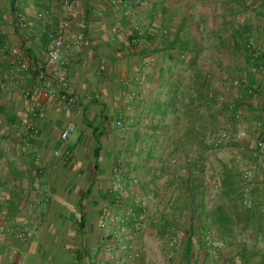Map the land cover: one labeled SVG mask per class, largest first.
Masks as SVG:
<instances>
[{"label": "crops", "instance_id": "1", "mask_svg": "<svg viewBox=\"0 0 264 264\" xmlns=\"http://www.w3.org/2000/svg\"><path fill=\"white\" fill-rule=\"evenodd\" d=\"M67 1L0 0V264H264V170L238 174L264 140V27L262 52L229 37L206 64L188 0Z\"/></svg>", "mask_w": 264, "mask_h": 264}, {"label": "rangeland", "instance_id": "2", "mask_svg": "<svg viewBox=\"0 0 264 264\" xmlns=\"http://www.w3.org/2000/svg\"><path fill=\"white\" fill-rule=\"evenodd\" d=\"M177 9L176 13L180 14V9ZM188 12L190 18L188 24L190 28L189 32L190 35L193 36L191 40H197L198 48L204 52V60L206 64L212 61L211 56L215 51V48L216 50L218 48L223 49L228 45L229 37L232 42L235 43L236 47L243 48L251 56H253L254 53L262 52V48L259 46L255 35L257 36V34L263 33L264 24L260 25L257 20H264V0H251V2L250 0H188ZM229 16L233 17L230 21L228 20ZM245 16H252L256 22L236 19ZM134 30L136 31L134 32L135 35H137L139 30L136 26H134ZM238 36L242 39L241 41L237 40ZM189 42L190 40L187 39L185 46H188ZM209 73L211 75L212 72ZM224 135L225 134L220 137V140L219 138L215 140L217 146L222 140L229 143L234 142V139L231 137L230 140L229 138L226 139V135L225 137ZM256 143L257 142H255V146ZM208 163L209 164L206 162L204 165V170L206 172L205 177H208L206 188L208 185V188L212 192H220L221 182L217 187H214V180H221L223 177H232L236 173L233 174L227 164L222 163L220 159L211 160L208 161ZM246 168H240L238 171V174L242 179ZM192 170V172L195 173L196 168H193ZM164 172L165 170L162 171V175L165 174ZM256 172L254 174H256ZM156 185L160 186V192L167 193L168 186L165 187L163 179L157 180ZM224 189L225 188H222V191ZM222 199L223 198H221V203H223Z\"/></svg>", "mask_w": 264, "mask_h": 264}, {"label": "built area", "instance_id": "3", "mask_svg": "<svg viewBox=\"0 0 264 264\" xmlns=\"http://www.w3.org/2000/svg\"><path fill=\"white\" fill-rule=\"evenodd\" d=\"M62 4L64 6L71 5V2H68L67 0H63ZM49 38H50V50L48 52V60L53 64V72L52 75L55 78H58L60 80V90L57 96L61 101H66V103H72L73 99L68 97L67 91H68V84L65 80V68L67 65L66 59L61 57V49L63 46V41L61 36L57 32L49 31ZM116 125H121V122H116ZM74 131L73 125H67L64 127V129L60 133V139L62 141L67 140L71 134ZM254 162L249 164L248 168L245 169L243 174V179L245 181H250L254 177V173L259 170H264V140H259L256 143L255 151L253 153ZM214 186H218L219 182L217 179L214 180ZM248 187L244 185L243 187V193H248ZM263 211V208H261ZM1 230V229H0Z\"/></svg>", "mask_w": 264, "mask_h": 264}, {"label": "trees", "instance_id": "4", "mask_svg": "<svg viewBox=\"0 0 264 264\" xmlns=\"http://www.w3.org/2000/svg\"><path fill=\"white\" fill-rule=\"evenodd\" d=\"M146 37H149V35H146Z\"/></svg>", "mask_w": 264, "mask_h": 264}]
</instances>
